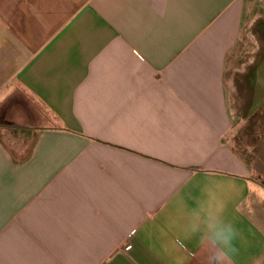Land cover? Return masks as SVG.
Returning a JSON list of instances; mask_svg holds the SVG:
<instances>
[{"label":"crops","instance_id":"crops-1","mask_svg":"<svg viewBox=\"0 0 264 264\" xmlns=\"http://www.w3.org/2000/svg\"><path fill=\"white\" fill-rule=\"evenodd\" d=\"M261 20L264 0H0V112L45 115L27 154L0 141V264H208V206L239 232L231 264H264L226 88Z\"/></svg>","mask_w":264,"mask_h":264},{"label":"rangeland","instance_id":"rangeland-1","mask_svg":"<svg viewBox=\"0 0 264 264\" xmlns=\"http://www.w3.org/2000/svg\"><path fill=\"white\" fill-rule=\"evenodd\" d=\"M256 26L244 30L229 56L226 88L233 121L232 142L247 164L251 179L264 186V20ZM29 100L13 99L0 112V141L19 155L27 154L33 144L29 128L45 124L30 119L45 115L37 104L27 105Z\"/></svg>","mask_w":264,"mask_h":264},{"label":"clouds","instance_id":"clouds-1","mask_svg":"<svg viewBox=\"0 0 264 264\" xmlns=\"http://www.w3.org/2000/svg\"><path fill=\"white\" fill-rule=\"evenodd\" d=\"M208 253V264H231L239 236L236 227L223 214L210 206L201 209L190 224Z\"/></svg>","mask_w":264,"mask_h":264}]
</instances>
